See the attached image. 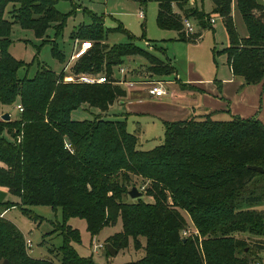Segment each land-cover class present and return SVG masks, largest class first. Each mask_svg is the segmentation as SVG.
Segmentation results:
<instances>
[{
    "label": "trees",
    "instance_id": "obj_1",
    "mask_svg": "<svg viewBox=\"0 0 264 264\" xmlns=\"http://www.w3.org/2000/svg\"><path fill=\"white\" fill-rule=\"evenodd\" d=\"M56 1L0 0V103L23 107L17 117L0 118V185L18 194L24 206H60L62 221L55 228L63 243L50 248L48 257H33L18 226L0 216V263L7 258L9 264H57L56 259L61 264H95L73 245L80 236L67 219L80 216L91 235L120 218L121 230L105 240L116 251L127 246L130 236L136 247L140 236L145 237V254L120 264H253L250 243L236 233L264 235V170L249 166L264 168L263 120L256 115L218 118L214 112L163 120V141L141 149L125 118H72L71 111L82 103L105 112L126 96L125 86L111 75L125 56H143L157 73H170L174 66L137 45L120 24L103 30L101 15L91 13L99 22L80 25L75 33L93 41L71 71L104 74L106 81L64 79V69L57 72L41 64L32 76H19L18 69L30 63L9 50L11 23L17 21L42 37L55 22L59 32L65 14ZM156 1L157 25L176 30L183 40L197 41L202 29L214 28L212 16H221L229 44L214 47V54L226 53L233 72L246 83L264 79V0H212L211 11L198 5L204 0ZM10 2L16 3L10 11L13 20L4 16ZM235 10L247 28L244 36L236 26ZM183 17L193 19L199 30L186 34ZM112 29H121L130 40L107 43L106 32ZM52 54L63 60L55 44ZM132 185H144L142 194L152 200L142 194L130 197ZM8 202H0V211L8 209ZM22 209L29 217H39ZM181 209L190 214L198 232L182 234L189 223Z\"/></svg>",
    "mask_w": 264,
    "mask_h": 264
},
{
    "label": "rangeland",
    "instance_id": "obj_2",
    "mask_svg": "<svg viewBox=\"0 0 264 264\" xmlns=\"http://www.w3.org/2000/svg\"><path fill=\"white\" fill-rule=\"evenodd\" d=\"M14 4L16 3L10 2L5 6L4 16L10 20H13L10 11L14 7ZM198 5L204 8L205 11L212 10L211 0L199 1ZM56 7L65 14V22L59 32L55 28V22H51L43 36L38 37L32 28L22 27L17 21H12L9 50L17 59L22 60L24 63H30L28 66L18 69L17 73L19 76L25 74L32 76L41 64L57 72L64 66V68L66 67L64 70L65 76L71 75V80L78 79L77 77L80 74L77 75L71 71L73 64L71 63V54L78 52L77 49L81 46L82 42H92L93 40L86 37H78L75 32L80 25L99 22L98 18L92 17L91 13L101 15L104 26L101 25L103 30L117 27L120 24L121 27L132 35V40L137 45L151 51V53L161 57L164 61L171 63L177 70L178 77L182 80L191 75V69L194 66L197 67L205 78L212 80L217 76L221 79L228 75L229 68L226 62V54L223 52H216L214 54V47L220 50L229 44V35L222 18L217 17V20H215L216 17L212 16L211 21L216 22L213 24L214 28H206L203 31L202 37L197 41H188L178 38L176 30L161 28L157 25L156 13L158 4L156 0H57ZM139 9L143 10L144 17L138 16ZM238 13L235 18L236 26L239 32L244 35L247 29L242 16ZM192 21L198 31L197 24L193 19ZM72 32L74 35H72ZM129 40L130 37L121 29H112L106 32L105 41L109 44L126 43ZM147 42L152 47H149ZM54 44L62 51L63 60L58 59L52 54V46ZM82 51L84 50L78 52L77 57ZM134 57L135 59L133 60L125 59L121 64L126 73L131 74V70L134 69L132 72L135 76L141 79L145 76L149 77L146 81L151 80V74H148L146 71L148 69V61L141 55H134ZM190 58L191 60H189ZM113 74H121L119 65L113 66L111 75ZM65 76L64 79H67ZM163 77H170V75H163ZM149 85H151V82L148 83ZM163 86L165 88L169 84ZM231 92L233 105L236 108L244 109V107L247 108L249 106V104L244 103L242 96L235 95L233 91ZM258 99L259 101L261 100L260 94H258ZM113 105H116L117 109L111 108L104 112L96 106L82 103L71 111V117L83 119L101 116L102 118L116 119L128 116L126 114V107L123 104L115 102ZM149 108L152 107L150 106ZM261 108L259 106V109ZM2 111L9 112L13 118L19 115V110L15 105L4 106L0 103V118L3 113ZM221 117L229 118L230 116L229 113L225 112ZM126 118L128 130L137 133L138 148L149 149L163 141L164 125L161 120L146 119L143 115L128 116ZM135 178L136 181L141 179L140 176H135ZM0 189L8 190L4 185H0ZM141 196L144 200H152V197L146 193H143ZM5 200L12 202H8V209L0 211L2 213L0 216L13 221L22 231L24 237L31 239V244L27 247L28 253L38 258L52 255L49 249H57L63 243L62 234L55 228L58 227L57 223L62 221L61 207L38 203L24 206L23 204H19L20 196L11 192H6ZM23 207L29 208L39 217L34 219L24 214L22 212ZM1 209L2 206H0ZM181 211L186 219H188L189 225L186 228L188 232H198L190 214L184 209H181ZM67 223L79 232L80 240L73 242L77 252L80 255L91 256L95 264H120L129 260H136L145 254L144 236H140V245L138 247L135 246L134 240L130 236L127 246L119 248L114 254L107 253L105 246L96 247L94 250L93 246L95 243H105L109 235L121 230L122 222L120 218L115 223L102 226L93 235L86 228L85 218L70 216L67 219ZM236 235L246 238L250 243L255 258L253 264H264V235H256L249 232H237ZM257 245H261V247ZM55 261L57 264H61L58 259Z\"/></svg>",
    "mask_w": 264,
    "mask_h": 264
},
{
    "label": "crops",
    "instance_id": "obj_3",
    "mask_svg": "<svg viewBox=\"0 0 264 264\" xmlns=\"http://www.w3.org/2000/svg\"><path fill=\"white\" fill-rule=\"evenodd\" d=\"M211 3L213 8L212 0ZM237 13L238 11L235 10V18ZM214 16L216 17L215 20H217V17L222 18L219 15ZM215 23L213 22V24ZM204 30L205 29H202L200 38L202 37ZM246 34L247 32L244 35ZM244 35L241 34V36ZM134 55H127L124 60H133L135 59ZM76 58L72 59L71 63H73ZM158 58L163 60L161 57ZM227 58L226 54V62L229 68L228 75L221 79L218 76L214 77V80L205 78L196 66L191 69V75L183 80L178 77V72L175 68L170 74L157 73L148 68L146 71L148 74H151V80L163 79L164 85L169 84L168 87H165L166 93L160 95L148 93L147 88L149 81L146 80L149 77L143 76L141 79L140 77L135 76L132 72L134 69L132 68L131 74H127L125 72L126 70L121 72L120 75L113 74V77L125 86L127 92L125 97L116 99L112 102L108 107V110L111 108L117 109V106L113 105L117 102L126 107V114L128 116L143 115L146 119H157L162 122L163 120L184 119L209 112H214V115L218 118H222L221 116H223V113L225 112L229 113V116L240 115L247 117L256 115L264 122V79L257 83H246L242 76L233 72ZM189 60H191V58ZM192 63L193 61L191 62V65ZM120 66L121 64L119 67ZM62 69L65 70L66 67L64 68L63 66ZM163 75H170V77H163ZM66 78L71 79L72 76L67 75ZM231 91H233L235 95L242 96L244 103L249 104V106L247 108L244 107V109L236 108L233 105ZM258 94L261 95V102L258 99ZM150 106L152 108H149ZM259 106L262 108L259 109ZM10 118H13L11 114Z\"/></svg>",
    "mask_w": 264,
    "mask_h": 264
},
{
    "label": "built area",
    "instance_id": "obj_4",
    "mask_svg": "<svg viewBox=\"0 0 264 264\" xmlns=\"http://www.w3.org/2000/svg\"><path fill=\"white\" fill-rule=\"evenodd\" d=\"M138 15L140 17H144V12L142 9L138 10ZM182 23H183V27L182 29L184 30V32L186 34H190V33H194L196 31V27L192 21L191 18L189 17H183L182 19ZM149 47H152L151 44L149 42H147ZM91 46V42H82L81 46L77 49V51H81V50H86L87 48H89ZM78 52H73L71 54L72 59L76 58L78 55ZM120 72H124L125 69L120 66L119 67ZM126 72V71H125ZM85 75V76H84ZM66 77V76H65ZM79 80H83V81H97V82H104L106 81V76L104 74H85V73H81L78 77ZM149 82H151V85L148 86L147 91L150 94H155V95H160V94H164L166 93V89L164 88V84H163V80H149ZM16 107L18 108V110H22V106L20 104H17ZM66 147H70L69 143H65ZM138 189L143 190L144 189V185H141ZM2 214V213H0ZM183 235L189 234L188 229H184L182 231ZM25 243L27 246H29L31 244V239L29 237H25ZM105 244L104 242L102 243H95L94 250L96 247H104Z\"/></svg>",
    "mask_w": 264,
    "mask_h": 264
},
{
    "label": "water",
    "instance_id": "obj_5",
    "mask_svg": "<svg viewBox=\"0 0 264 264\" xmlns=\"http://www.w3.org/2000/svg\"><path fill=\"white\" fill-rule=\"evenodd\" d=\"M1 119L3 120H9L10 119V113L9 112H3L1 114ZM251 168H255V169H259V170H264V168L260 165H256V164H250L249 165ZM128 194L130 197H138L142 194V191H140L138 189V187L136 185H132L129 190H128ZM6 195V190L0 189V202L4 199ZM105 247L106 250L110 253V254H114L116 253V248L110 243V242H106L105 243ZM0 264H9V261L7 258L2 259Z\"/></svg>",
    "mask_w": 264,
    "mask_h": 264
}]
</instances>
